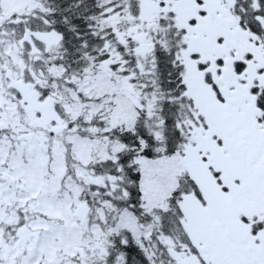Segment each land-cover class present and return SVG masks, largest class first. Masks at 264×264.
Here are the masks:
<instances>
[{"label": "snow or ice", "instance_id": "obj_1", "mask_svg": "<svg viewBox=\"0 0 264 264\" xmlns=\"http://www.w3.org/2000/svg\"><path fill=\"white\" fill-rule=\"evenodd\" d=\"M0 264H264V0H0Z\"/></svg>", "mask_w": 264, "mask_h": 264}]
</instances>
